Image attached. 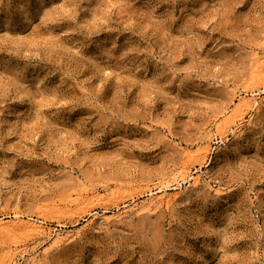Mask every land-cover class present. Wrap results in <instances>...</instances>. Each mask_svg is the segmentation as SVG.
Masks as SVG:
<instances>
[{"label": "rangeland", "instance_id": "rangeland-1", "mask_svg": "<svg viewBox=\"0 0 264 264\" xmlns=\"http://www.w3.org/2000/svg\"><path fill=\"white\" fill-rule=\"evenodd\" d=\"M256 54L264 0H0V264H264Z\"/></svg>", "mask_w": 264, "mask_h": 264}, {"label": "bare ground", "instance_id": "bare-ground-1", "mask_svg": "<svg viewBox=\"0 0 264 264\" xmlns=\"http://www.w3.org/2000/svg\"><path fill=\"white\" fill-rule=\"evenodd\" d=\"M258 56H257V54H256V58H257ZM255 58V59H256ZM258 60H260V61H258L257 63H255L254 65H255V67H253V71H252V74H251V82H252V84L254 85V87H255V85L256 86H259V90H262V88H264V61H262V59H260V58H257ZM257 61V60H256ZM252 88H253V86H252ZM251 88V89H252ZM255 88H258V87H255ZM253 90V89H252ZM256 90V89H255ZM258 90V89H257ZM252 93H255V92H252ZM254 95V94H253ZM246 99H248V98H244V100L245 101H243V102H247L248 100H246ZM253 102V104H256L258 101H257V98L256 97H254V96H252V98L251 99H249V102H251V101ZM256 106V105H255ZM200 175H198V176H195L194 177V183L196 184L197 182H199L200 181ZM181 181H183V180H181ZM178 185L179 184H181V182H178L177 183ZM169 187V186H168ZM88 194V193H87ZM87 196H89V195H87ZM172 199H174L173 197H171V198H168L165 202H166V204H167V206H169L170 204H171V201H172ZM155 201H154V198H151L150 200H149V202H147L146 204L148 205H150V204H153ZM159 202H160V204H159ZM157 204H158V206L159 205H161L163 202L162 201H159ZM147 205H144V206H147ZM156 205V204H155ZM149 207V206H148ZM157 207V206H156ZM16 217V219H14L13 221H11V224L13 225V227H14V225H15V227L14 228H16V226L18 227V226H23L24 227V229L25 228H28V230L29 229H37V231H41V232H45V230H44V227L41 225V224H39V223H34V222H24L25 220H23L20 216H15ZM6 220V219H5ZM5 220H3V221H5ZM2 221V220H1ZM0 222V229H4L5 228V226H8L9 227V225L8 224H10V220L8 221V222ZM10 224V225H11ZM20 227H18L19 229H20ZM17 229V228H16ZM43 230V231H42ZM35 231V230H34ZM36 232V231H35ZM60 236V235H59ZM15 260V259H14ZM14 260H12L11 262H10V264H15L16 262L14 261ZM15 262V263H14Z\"/></svg>", "mask_w": 264, "mask_h": 264}]
</instances>
